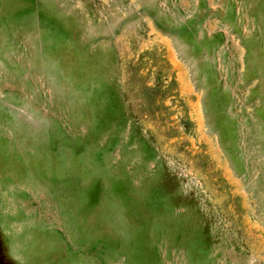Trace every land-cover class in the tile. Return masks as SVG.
<instances>
[{"label": "rangeland", "instance_id": "obj_1", "mask_svg": "<svg viewBox=\"0 0 264 264\" xmlns=\"http://www.w3.org/2000/svg\"><path fill=\"white\" fill-rule=\"evenodd\" d=\"M0 264H264V0H0Z\"/></svg>", "mask_w": 264, "mask_h": 264}]
</instances>
